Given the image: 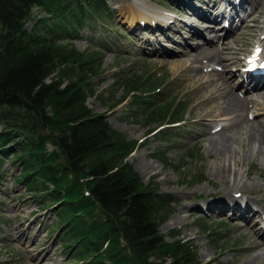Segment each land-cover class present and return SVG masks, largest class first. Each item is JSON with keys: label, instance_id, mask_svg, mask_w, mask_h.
I'll return each mask as SVG.
<instances>
[{"label": "rangeland", "instance_id": "374dc122", "mask_svg": "<svg viewBox=\"0 0 264 264\" xmlns=\"http://www.w3.org/2000/svg\"><path fill=\"white\" fill-rule=\"evenodd\" d=\"M185 1L107 0L114 11L112 17L96 19L93 24L84 26L80 37L72 41L77 50L93 58L96 72L89 75L85 68H73L66 76L76 78L81 75L86 78L83 79L86 105L106 118L109 125L125 139L136 141L124 160L131 163L142 182L157 187L158 197L164 194L171 196V199L159 202L157 210L159 229L167 240L177 239L190 245L195 259L200 263L264 264L262 256L250 259L259 251L264 253V245L255 247L245 237L244 240L241 238L249 229H242L246 224L243 217L239 218L240 212L237 211L235 215L230 209L219 212L220 207L210 208L207 205L224 200L225 197L215 196L217 194H232L229 201L241 196L239 204L247 201L253 207L254 204L264 207V158L253 155L239 163L229 158L233 164L226 165H231L247 185L244 188L232 187L233 193L222 187L230 183L228 180L233 173L223 178L212 174L210 166L222 164L228 158L222 154L217 159V155L209 153V147H206L205 137L209 131L206 126L200 125L197 113L210 106L205 102L196 103L195 95L207 84L199 86L198 81L187 83L191 76L198 73L186 69L183 51L186 42L201 44L205 36L212 40L211 44L221 47L223 58L228 60V70L236 74L240 70L248 78L247 59L254 50L258 53L256 62L264 61L261 41L264 39V0H188L191 5L185 4ZM204 18L213 25L219 24L218 29L205 30L206 23L210 22ZM32 24L33 20L30 19L25 26L30 28ZM220 25L231 31L224 35L226 30ZM196 27L203 29V36L193 34ZM163 50L168 54L160 55ZM235 59L239 60L238 64L233 63ZM212 65H204L203 70ZM149 73L156 82H164L158 87L161 93L155 97L154 105L173 99L182 103L184 112L180 121L170 123L168 118L162 121L146 120L145 114L132 101L131 93L126 94L129 76H146ZM237 76L231 80L232 84L240 80ZM260 83L263 88L259 91L250 89L244 93L246 84L245 87H234V90L259 100L264 93V80L261 79ZM151 92L146 95L150 97ZM219 101L221 103L222 98ZM246 116L263 127L264 102L257 104L250 101ZM206 121L212 126L216 123L221 125L225 118L214 116ZM245 125L246 121L240 122L235 133V136H239V144L235 147H240L241 152L249 150L243 137ZM47 148L50 149L51 145L48 144ZM13 160L6 157L1 163L0 264H80L79 261H71L70 255L65 254L58 233L52 230L50 222L54 216L51 208H40L38 197H31L22 183L13 182L12 178L18 172ZM234 188L246 193L236 195ZM168 261L166 259L161 263Z\"/></svg>", "mask_w": 264, "mask_h": 264}, {"label": "trees", "instance_id": "16d2710c", "mask_svg": "<svg viewBox=\"0 0 264 264\" xmlns=\"http://www.w3.org/2000/svg\"><path fill=\"white\" fill-rule=\"evenodd\" d=\"M113 12L107 0H0V183L2 161L14 158L13 182L38 197L40 208H51L50 226L71 261L206 264L190 245L160 232L159 202L171 196L158 197L124 160L136 141L86 105V78L66 76L73 68L96 72L93 58L72 41ZM162 83L133 74L126 94L146 120L176 122L182 103L154 105Z\"/></svg>", "mask_w": 264, "mask_h": 264}, {"label": "bare ground", "instance_id": "6f19581e", "mask_svg": "<svg viewBox=\"0 0 264 264\" xmlns=\"http://www.w3.org/2000/svg\"><path fill=\"white\" fill-rule=\"evenodd\" d=\"M189 3L190 2L188 0L185 1V4H189ZM190 5H191V3H190ZM195 12L197 13L198 11H195ZM160 15L165 16L163 13H161ZM217 19H219V18H217ZM206 24H207V26L204 27L205 30L206 29L215 30L219 26V24L213 25V24H211V22L206 23ZM225 26H223L224 27L223 29H225ZM221 27H220V29H221L220 32L222 31ZM225 30L226 31L224 32V35L226 33H228L229 31H231L229 29H225ZM193 32H194L193 33L194 35L203 36V35H201V33H203L202 28L196 27ZM216 33H217V31H216ZM215 37H216V35H215ZM219 37H220V35L218 36V38ZM256 37H257V35H256ZM211 41H212L211 39L206 38L204 36V39H203L201 44H191V43L189 44L188 42H186L185 49L183 50L184 55H186L185 56V58H186L185 62H187L186 63V69L187 68H189L190 70L193 69L198 73L197 76H194V77L191 76L190 79L188 78L189 81H187V83L192 84L194 81H198L199 86H204L207 84L205 88L201 89V91H198L197 94L195 95L196 99H197L196 103L203 102V104H204V102H205L210 107H212L213 105H215V106H214V108H210V107L206 108L205 107L202 111L198 112L197 113L198 114V120L200 121V125H202L203 127L206 126V130L209 131L207 133V138L205 137V139H207L206 147H209V153L214 152L213 155L216 154L217 159L222 154H225L226 155L225 157L228 158L224 162L222 161L223 162L222 164L216 163L214 166H210V167H212L211 168L212 174L216 177H222L223 178V176H225L226 174L233 173L232 178L228 180V181H230V183H228L225 186H222V187H225L226 190L232 192V187L244 188L247 185L245 183V180L238 176L239 173H237L234 169H232L231 165H226V163H228V164L232 163V161L229 158H234V161L236 163L243 162L244 160L247 161L253 155H258V156L264 158V125H263V127L261 126V124L256 125L254 123V121L248 119L246 116L249 102L253 101V102H256L257 104H262L264 102V93H262L260 95L259 100H257V99L253 100V99H251L252 97L249 98L247 95L244 94L245 92H249L250 89H254L256 91H259L260 89L263 88L260 81H261V79H264V71H261L258 74H252L249 72V73H247L248 78H246V76H244V74H242L240 72V70H239L238 74H236L235 71H233V70H228V68H227L228 60L223 58L222 53H221L222 52L221 47L218 48V46L216 44H214V45L211 44L210 43ZM261 41H262V45H264V39ZM221 43H223V41ZM262 45L260 44L261 47H262ZM263 50H264V48H263ZM165 54H168V53L163 52V51L160 53V55H163V56ZM166 57H168V56H166ZM250 58L253 59L252 61H256L255 60L257 58L256 50H254V53L250 56ZM239 60L235 59L233 61V63L238 64ZM252 61H250L249 64H251ZM210 63H213V65L210 68L203 70V66L204 65H210ZM246 71H249V70L246 68ZM185 74H187V73H185ZM239 75H241L242 78ZM236 76L240 80L238 82L232 84L231 80H233L234 77H236ZM207 81H208V83H205ZM245 81H247V82H245ZM244 84H246V87L244 86ZM237 86L238 87L239 86L245 87L244 93H241L240 91H235L234 87H237ZM220 98H222L221 103L219 101ZM214 101H216V103L218 101L217 105ZM215 108L217 110L211 111V109H215ZM214 116H216V117L217 116H223L225 118V122L222 123L221 125L219 123H216L214 126H212V124L208 123L206 121V119L213 118ZM221 121H223V120H221ZM243 121H246V125L244 126V130H243V132H244L243 137L245 138L246 142L248 143V146L250 147V148L248 147L249 150H247L246 152H244L245 150L243 152H241L240 151L241 149L239 150L240 147L238 149L235 147V145L239 144V141H238L239 136L238 135L235 136V133L237 132V129H238L237 126H239V123L243 122ZM260 126L262 128H260ZM236 127H237V129H236ZM224 179H226V178L224 177ZM225 182H226V180H225ZM262 188H264V185L262 186ZM239 190L240 189H236V188L233 189V191L236 193V195H239V194L243 195L246 193V192L241 193V192H239ZM254 194H255V192H254ZM231 195L232 194H226V196H225L224 194H217L215 196L225 197L224 200H221V199L217 200L218 204L216 202H211L210 204L207 203V205L210 208H213L215 206L220 207L219 212H223L227 209H230L231 213L232 214L234 213V215L237 214V211H239L240 212L239 218H240V216L243 217L242 219H244V221H245L244 223L246 224L242 229H245V228L249 229V232L247 231L248 232V233L246 232L247 234L244 233V235L241 236V238L244 240V237H245L246 239H248L251 242L250 244L252 246H255V247L257 246V247L261 248L262 245H264V211H263L264 207L262 205H261V207H258L256 204H254V207H253V206H251V203L249 205L247 201H245L244 204H239L240 201L238 199L241 198V196L238 198H232L233 200L229 201L228 199ZM204 203H206V202H204ZM216 215H217V213H216ZM255 256L264 257V253H263V251H259L253 257L250 256V259L255 258ZM262 260H263V258H262Z\"/></svg>", "mask_w": 264, "mask_h": 264}]
</instances>
